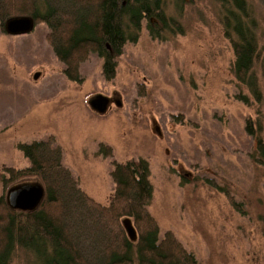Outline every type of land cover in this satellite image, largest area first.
<instances>
[{
	"label": "rangeland",
	"instance_id": "obj_1",
	"mask_svg": "<svg viewBox=\"0 0 264 264\" xmlns=\"http://www.w3.org/2000/svg\"><path fill=\"white\" fill-rule=\"evenodd\" d=\"M244 1L257 24L258 103L230 72L218 0H161L181 31L153 37L143 19L109 79L96 53L79 63V80L67 79L42 22L18 35L0 28V195L34 180L2 187L3 167L28 164L17 143L50 137L101 204L112 192L111 161L143 158L158 237L170 230L200 264H264V167L251 155L256 131L245 129L247 118L257 121L264 139V0ZM99 97L103 111L90 106ZM99 143L110 156L97 153Z\"/></svg>",
	"mask_w": 264,
	"mask_h": 264
},
{
	"label": "trees",
	"instance_id": "obj_2",
	"mask_svg": "<svg viewBox=\"0 0 264 264\" xmlns=\"http://www.w3.org/2000/svg\"><path fill=\"white\" fill-rule=\"evenodd\" d=\"M218 2V22L232 52L230 72L258 103L252 69L259 56L257 24L244 0ZM16 16L44 23L45 40L69 80H79L78 65L91 53L102 59L103 76L111 78L115 58L126 41L137 39L143 19L153 37L181 31L178 21L163 12L161 0H0L1 30L7 18ZM237 97L248 103L246 96ZM245 129L250 135L256 131L251 155L264 167L260 125L247 118ZM16 146L28 164L3 167L2 187L32 178L42 197L36 207L20 210L0 195V264H200L170 230L158 237L157 222L147 210L151 185L145 159L111 161L112 192L101 204L61 164L60 147L50 137ZM97 153L108 157L110 147L99 143ZM123 218L133 228V239Z\"/></svg>",
	"mask_w": 264,
	"mask_h": 264
},
{
	"label": "water",
	"instance_id": "obj_3",
	"mask_svg": "<svg viewBox=\"0 0 264 264\" xmlns=\"http://www.w3.org/2000/svg\"><path fill=\"white\" fill-rule=\"evenodd\" d=\"M33 25L34 22L31 17L16 16L7 18L2 24V29L6 34L18 35L29 32L33 28ZM35 76L36 75H34V77ZM105 102V99L101 97L95 98L90 101V106L96 111H103ZM41 197L42 189L37 182H26L9 187L4 194V199L7 205L11 208L20 210H27L36 207Z\"/></svg>",
	"mask_w": 264,
	"mask_h": 264
}]
</instances>
